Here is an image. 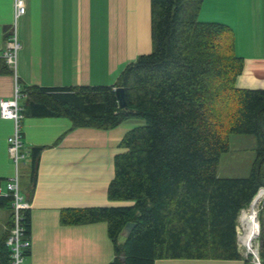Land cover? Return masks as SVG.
<instances>
[{"label": "trees", "instance_id": "trees-1", "mask_svg": "<svg viewBox=\"0 0 264 264\" xmlns=\"http://www.w3.org/2000/svg\"><path fill=\"white\" fill-rule=\"evenodd\" d=\"M202 3L151 0L153 51L129 62L114 85H20L24 118L67 117L73 128L104 130L137 122L119 144L125 151L115 155L108 187L110 200L133 204L69 207L60 215L66 225L106 222L115 251L109 264L176 258L254 264L239 250L237 226L241 209L264 189V87L237 86L245 59L237 53L235 31L201 21ZM0 73L13 74L1 57ZM117 87L125 89V107ZM232 134L256 137L248 176L218 174ZM42 149L33 148L31 192ZM13 201L12 194L0 196V208L12 209L0 238V264H12L7 240L15 226ZM129 222L135 226L125 238ZM21 226L22 240H30V208L22 210ZM261 259L264 264L263 224Z\"/></svg>", "mask_w": 264, "mask_h": 264}, {"label": "crops", "instance_id": "crops-1", "mask_svg": "<svg viewBox=\"0 0 264 264\" xmlns=\"http://www.w3.org/2000/svg\"><path fill=\"white\" fill-rule=\"evenodd\" d=\"M15 0H0V54L17 30L21 49L13 74L0 73V100L20 85L63 87L114 85L124 67L152 50L151 0H25L15 26ZM236 50L244 57L237 86L264 87V0H232ZM224 0H203L201 15ZM242 6V10L241 7ZM202 21V20H201ZM137 122L113 129L73 128L67 117H26L29 160L18 165L22 196L31 209L30 255L23 264H109L114 244L106 222L66 225L61 210L111 205L108 187L120 142ZM14 123L0 116V178L3 188L17 168L8 151ZM43 147L33 192L32 152ZM32 197V198H30ZM115 202V201H114ZM117 204V203H115ZM12 209L0 208V238ZM155 264H245V259H158Z\"/></svg>", "mask_w": 264, "mask_h": 264}, {"label": "built area", "instance_id": "built-area-1", "mask_svg": "<svg viewBox=\"0 0 264 264\" xmlns=\"http://www.w3.org/2000/svg\"><path fill=\"white\" fill-rule=\"evenodd\" d=\"M27 12V4L25 0H15L14 1V15H15V26L20 16L24 15ZM22 45L19 41L17 30L11 34L6 41V45L0 57L5 60V63L8 67L16 73L17 69V58L18 52L21 49ZM21 87L18 83V79H15V90L12 97L2 98L0 100V116L4 119H10L14 123L13 133L8 137V151L11 159L16 165V172L14 176L6 182L5 188L0 187V196L12 194L14 197L13 201V212L15 215V226L11 230L7 244L12 250V264H23L26 256L24 254L25 249L30 247L31 241L29 239L22 240L21 235L23 233V228L21 226L22 210H25L29 207V203L20 193L19 185V174H18V165L21 161L29 160L30 153L26 150L24 142V133H23V121L24 114L22 113V107L20 105L21 97ZM264 198L261 204L263 203ZM258 205V231L256 236L252 238L250 242H247L246 235L248 230V222L244 220V213H249V208L243 212L241 219L238 220L237 226V236H238V247L241 253L251 255L252 262L254 264H262L261 259V237L260 235V215L259 209L261 205ZM252 207V206H251ZM243 250V251H242Z\"/></svg>", "mask_w": 264, "mask_h": 264}, {"label": "rangeland", "instance_id": "rangeland-1", "mask_svg": "<svg viewBox=\"0 0 264 264\" xmlns=\"http://www.w3.org/2000/svg\"><path fill=\"white\" fill-rule=\"evenodd\" d=\"M237 8H238L237 6L233 5L232 0H224V3H220L219 6L213 7L212 13L207 14V15L205 14L201 15L200 20L223 22L231 26L234 30L236 16L238 15ZM240 8L242 10V6ZM239 18L240 17L237 16L238 21H239ZM152 45H153V42H152ZM152 51H153V47L150 52ZM145 54H148V53H145ZM131 129H129V131ZM256 146H257V140L255 136L248 135V134H232L230 150L229 152L224 153L222 155L219 168H218V174L220 176H226V177L248 176L250 174L253 162L256 157ZM260 197H262L260 200V202H262L264 198V194H261ZM132 204L133 202L124 200V201H115V202L112 201L111 205H107V206L108 207H121V206H130ZM250 205L241 209L238 215V220L241 219L242 210L243 212L246 211ZM260 205H261V208L259 209V215H260L259 222L261 225L260 235H262V224L264 226V201L262 204L260 203ZM261 241H262V237H261ZM243 256L249 257L250 255L247 256L246 254L245 255L243 254Z\"/></svg>", "mask_w": 264, "mask_h": 264}, {"label": "bare ground", "instance_id": "bare-ground-1", "mask_svg": "<svg viewBox=\"0 0 264 264\" xmlns=\"http://www.w3.org/2000/svg\"><path fill=\"white\" fill-rule=\"evenodd\" d=\"M263 191H264V189L261 190V192L259 194L260 195L261 194H264ZM261 198L262 197H255L252 200V202H251V205L250 206H252V207H251L249 213H246V212L244 213V220L249 223L248 224L247 235H246L247 242H250L252 240V238L254 236H256L257 231H258L257 214H258V205L260 203ZM31 245H32V242H31ZM31 245H30V249H31Z\"/></svg>", "mask_w": 264, "mask_h": 264}, {"label": "water", "instance_id": "water-1", "mask_svg": "<svg viewBox=\"0 0 264 264\" xmlns=\"http://www.w3.org/2000/svg\"><path fill=\"white\" fill-rule=\"evenodd\" d=\"M116 94L118 96L119 105L121 107H125L127 105L125 89L123 87H117L116 88ZM134 226H135V223H133V222L127 223V225L124 227V229L121 233L122 236L126 238L130 234V232Z\"/></svg>", "mask_w": 264, "mask_h": 264}]
</instances>
